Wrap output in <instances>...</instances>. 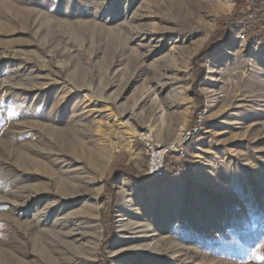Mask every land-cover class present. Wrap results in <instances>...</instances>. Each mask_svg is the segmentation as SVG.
Masks as SVG:
<instances>
[{
    "label": "rangeland",
    "instance_id": "374dc122",
    "mask_svg": "<svg viewBox=\"0 0 264 264\" xmlns=\"http://www.w3.org/2000/svg\"><path fill=\"white\" fill-rule=\"evenodd\" d=\"M233 9L0 0V264H264V245L240 263L194 237L264 230V42L234 37L199 80L192 66ZM183 124L190 169L150 177L140 135L168 144ZM114 161L159 182L109 192Z\"/></svg>",
    "mask_w": 264,
    "mask_h": 264
},
{
    "label": "trees",
    "instance_id": "16d2710c",
    "mask_svg": "<svg viewBox=\"0 0 264 264\" xmlns=\"http://www.w3.org/2000/svg\"><path fill=\"white\" fill-rule=\"evenodd\" d=\"M233 1L232 13L217 19L214 32L192 59L196 80L203 78L204 67L207 62L222 51L223 47L228 46L234 37L242 36L247 44L257 41L264 42V0ZM196 94L200 99L201 96L197 91ZM190 167V162L185 159L180 160L176 156H170L166 161L164 178L172 179ZM122 178L139 187H146L159 182L151 180L148 176L139 177L131 165L114 161L106 175L108 191L113 192V184ZM258 206L260 205L258 204ZM229 213L234 214L233 211H229ZM101 222L104 228V236L110 235L113 229L112 216L104 213ZM235 222L225 233H219L218 237L213 240H208L204 236L194 233L197 246L214 257H224L240 263L255 261L261 246L264 245V230L261 228L250 229L243 227L240 221L235 220ZM101 264L106 263L102 262Z\"/></svg>",
    "mask_w": 264,
    "mask_h": 264
},
{
    "label": "built area",
    "instance_id": "2783aa9c",
    "mask_svg": "<svg viewBox=\"0 0 264 264\" xmlns=\"http://www.w3.org/2000/svg\"><path fill=\"white\" fill-rule=\"evenodd\" d=\"M198 122H200V118ZM197 132V126L187 128L183 124L168 144L158 143L151 134H141L139 140L142 142L144 155L148 159L146 174L150 177L160 178L165 172L168 157L175 155L180 159L186 158V145Z\"/></svg>",
    "mask_w": 264,
    "mask_h": 264
}]
</instances>
